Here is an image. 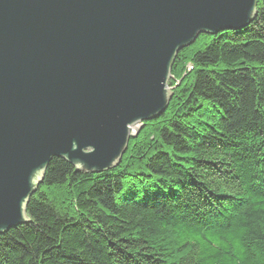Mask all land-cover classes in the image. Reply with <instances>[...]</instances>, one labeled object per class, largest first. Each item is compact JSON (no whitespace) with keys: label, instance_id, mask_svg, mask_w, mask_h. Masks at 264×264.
<instances>
[{"label":"trees","instance_id":"1","mask_svg":"<svg viewBox=\"0 0 264 264\" xmlns=\"http://www.w3.org/2000/svg\"><path fill=\"white\" fill-rule=\"evenodd\" d=\"M256 5L245 28L179 51L170 105L113 169L53 157L29 220L0 232V264H264V0Z\"/></svg>","mask_w":264,"mask_h":264},{"label":"water","instance_id":"2","mask_svg":"<svg viewBox=\"0 0 264 264\" xmlns=\"http://www.w3.org/2000/svg\"><path fill=\"white\" fill-rule=\"evenodd\" d=\"M257 0H0V232L54 156L113 169L131 129L172 98V64L200 34L239 30Z\"/></svg>","mask_w":264,"mask_h":264},{"label":"rangeland","instance_id":"3","mask_svg":"<svg viewBox=\"0 0 264 264\" xmlns=\"http://www.w3.org/2000/svg\"><path fill=\"white\" fill-rule=\"evenodd\" d=\"M187 68H189V70H191L193 67H191L189 64L187 65ZM171 78H172V76H171ZM170 78V79H171ZM174 87H172V89H173ZM173 96V95H172ZM172 99V98H171ZM171 101V100H170ZM144 123L145 122H140V123H137L131 130V137L132 138H136V136L142 131V128H143V126H144ZM130 137V138H131ZM127 149L128 148H126V151H127ZM125 151V152H126Z\"/></svg>","mask_w":264,"mask_h":264}]
</instances>
